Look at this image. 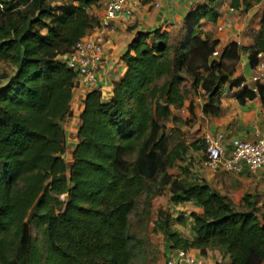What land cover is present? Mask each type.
<instances>
[{
    "label": "trees",
    "instance_id": "16d2710c",
    "mask_svg": "<svg viewBox=\"0 0 264 264\" xmlns=\"http://www.w3.org/2000/svg\"><path fill=\"white\" fill-rule=\"evenodd\" d=\"M224 2L196 5L174 33L163 27L136 33L110 98L96 89L86 94L68 164L65 121L80 83L63 57L100 26L92 10L102 0H0V66H6L0 72V264H146L130 217L145 196L150 218L152 200L166 191L174 204L203 208L187 216L158 208L154 231L164 234L166 255L175 248L201 256L217 250L227 264H264L256 200L246 194L238 208L206 180L171 172L190 149L206 147L202 138L171 137L180 129L169 122L181 121L174 112L190 93L203 89V112L212 118L222 114L226 84L243 87L236 93L241 103L258 95L264 103V82L255 92L236 76L243 51L252 73L264 53V0H230L235 11L260 5V27L246 26L250 46L232 40L213 56L220 40L201 21L216 24ZM189 112L185 123L193 125V101ZM176 225H191L193 234L184 236Z\"/></svg>",
    "mask_w": 264,
    "mask_h": 264
},
{
    "label": "crops",
    "instance_id": "0c3cea01",
    "mask_svg": "<svg viewBox=\"0 0 264 264\" xmlns=\"http://www.w3.org/2000/svg\"><path fill=\"white\" fill-rule=\"evenodd\" d=\"M106 1L102 0L101 7L92 10L100 18L105 14ZM156 1L160 2L159 7L154 6V2ZM204 1L146 0L145 2H141L140 0H129V5L133 9V15L131 17L123 13L113 21L111 30L95 29V33L101 37L104 43V60L98 74V83L103 88V96L110 98L113 93L114 82L120 80L124 75L127 69V63L122 59V52L128 47L131 39L138 31H151L158 27H163L171 31L181 30L186 14L196 5ZM228 4L225 0L221 9L222 15L216 24L209 20H202V29L220 40L219 49H222L232 40H237L242 45L250 46L253 40L245 35V28L251 23L241 27V24L238 23L237 17L235 16L238 11H232ZM259 20L260 18L258 19V23L255 24L256 27H260ZM232 24L233 29H231ZM219 25H224L225 28L219 30ZM187 33L188 29H184L182 36L185 37ZM247 69V52L243 51L236 76H245L246 82L244 85L251 88L253 86L250 79L252 71L250 70L251 74H249L247 73ZM187 87L191 88L190 82H188ZM242 88L232 89L229 87V84L223 86L221 90L222 114L213 118L206 116L203 112V105L206 101V98L203 96V89H200L197 93H190L185 100L184 106L174 112L181 121H177L176 123L172 121L169 122V125L180 129L178 131V133L180 132L179 138L186 143H191L197 138L203 139L204 135L208 132L223 131L226 136L225 144L227 154L231 153L234 138H241L248 141H255L260 137L264 138V103L259 95L254 99H248L244 103H241L236 93ZM89 91L86 88H78L74 95L72 105L73 115L65 121L67 145L70 139L71 141L74 139L73 148L78 141L77 131L81 123L80 113L85 106L84 100ZM201 97L204 99L203 103L199 102V98ZM191 101L194 104L195 121L193 125H187L185 120L190 118L189 105ZM72 123L75 127L71 128L69 124ZM192 127L194 130L201 129V131L192 133L191 135H185L181 132L186 131V128L192 129ZM193 129L192 131H194ZM73 132L74 134L72 135ZM69 163H71V160ZM179 174H182L183 177L188 175L191 179L195 180H206L211 186L226 194L238 208H243L246 204L243 197L246 194L250 195L251 200L257 201L258 212L261 218L264 219V168L251 169L247 165H244L239 172L222 169L212 170L205 164L203 150H195L192 148L187 152V159L178 162L175 175ZM176 208L185 210L186 216L191 210L203 212L202 206L193 201L178 204ZM181 231L184 236H191L193 234L191 225L187 228L184 227V230ZM191 250L199 253L196 249ZM202 257L206 264H217L216 261L222 258L220 252L217 250H209L207 255ZM227 261L228 257L224 259V263L227 264Z\"/></svg>",
    "mask_w": 264,
    "mask_h": 264
},
{
    "label": "built area",
    "instance_id": "2783aa9c",
    "mask_svg": "<svg viewBox=\"0 0 264 264\" xmlns=\"http://www.w3.org/2000/svg\"><path fill=\"white\" fill-rule=\"evenodd\" d=\"M145 2L146 0H140ZM154 6L159 7L160 2H154ZM235 11L234 8H231ZM133 15V9L129 5V0H107L105 14L100 18V26L95 29H112L113 21L120 14ZM224 25H219L218 29L223 30ZM91 30L82 39L78 40L72 51L63 57L66 64L77 73L80 83L78 88L98 90L103 92V88L98 83V74L103 62L104 43L101 37ZM110 29V30H111ZM240 44V42H238ZM220 49L217 48L213 56H219ZM259 62L253 69L250 77L253 91L259 92L258 83L264 80V53H259ZM76 88V90H78ZM204 99L199 98L203 103ZM226 136L223 131L208 132L204 135L205 151L204 161L207 167L212 170H227L239 172L244 165L251 169L264 168V138L260 137L255 141H248L241 138H234L232 150L227 154ZM165 264H206L200 254H196L189 249H172L165 259ZM218 264V263H217Z\"/></svg>",
    "mask_w": 264,
    "mask_h": 264
},
{
    "label": "rangeland",
    "instance_id": "374dc122",
    "mask_svg": "<svg viewBox=\"0 0 264 264\" xmlns=\"http://www.w3.org/2000/svg\"><path fill=\"white\" fill-rule=\"evenodd\" d=\"M226 2L229 3V0H227ZM226 12H227V10H226ZM260 12H261V6L257 5L252 10H250L248 12L238 11L235 14V16L237 17L238 23H240L241 27H243V26H246L248 23L257 24ZM231 29H233V24L231 26ZM172 32L174 33V30H172ZM5 67L6 66H4V65L0 66V72L5 71L6 70ZM247 70H248L247 73L251 74L250 69H247ZM69 127L72 128L75 126L72 123V124H69ZM192 129H193V127H192ZM192 129L186 128L185 129L186 131H181V132H183V134H185V135H191L192 133H196V132L201 131V129H198V128H197L198 130L193 129L194 131H192ZM73 134H74V132L72 133V135ZM177 134H178V131L175 132V130H174L171 137L176 136ZM72 135H71V137H72ZM172 140H174V139L172 138ZM203 140H204V138H203ZM73 142H74V139H72V141H71V139L68 141L66 153L64 155L68 164L70 162L71 152L73 151V146H72ZM204 151H205V149H203V156H204ZM176 171H177V165H176V167H173L171 169V172H173V173H175ZM144 200H145V196H142L139 199V206L131 214V217H130V221L132 224L133 231H135L138 235H140V237L142 238V240L144 242V247H143L144 252L139 257V261H142L146 264H165V259H166L165 249L167 246L165 243L164 234L161 232L154 231V227H155V225H154L155 221L154 220L156 218V212H157L158 208L162 207V206L173 207L176 215L179 213L185 214L186 211L177 209L176 205L178 206V204H174L171 202L170 193H168V191H166V192L162 193L161 195H158L156 198H154L152 200V206L150 208L151 215L149 218V215L146 216L143 212V210L146 208V204H145ZM176 226L180 230H184V226H182V225H176ZM192 252L196 253V251H192ZM196 254H199V253H196ZM216 263L224 264V259L222 258V259L216 261Z\"/></svg>",
    "mask_w": 264,
    "mask_h": 264
},
{
    "label": "water",
    "instance_id": "95a60500",
    "mask_svg": "<svg viewBox=\"0 0 264 264\" xmlns=\"http://www.w3.org/2000/svg\"><path fill=\"white\" fill-rule=\"evenodd\" d=\"M128 52V47L125 48V50L122 52V55Z\"/></svg>",
    "mask_w": 264,
    "mask_h": 264
}]
</instances>
